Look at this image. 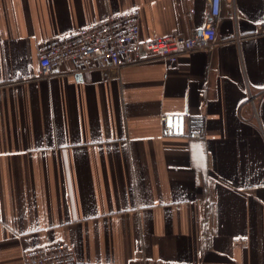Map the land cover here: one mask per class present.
Here are the masks:
<instances>
[{
    "label": "crops",
    "instance_id": "crops-1",
    "mask_svg": "<svg viewBox=\"0 0 264 264\" xmlns=\"http://www.w3.org/2000/svg\"><path fill=\"white\" fill-rule=\"evenodd\" d=\"M210 1L0 0V264L58 239L75 264H264L263 0H220L174 63L38 74L48 39L132 8L142 39L189 36Z\"/></svg>",
    "mask_w": 264,
    "mask_h": 264
},
{
    "label": "built area",
    "instance_id": "built-area-1",
    "mask_svg": "<svg viewBox=\"0 0 264 264\" xmlns=\"http://www.w3.org/2000/svg\"><path fill=\"white\" fill-rule=\"evenodd\" d=\"M219 5L220 0L210 1L207 22L197 26L189 36L172 33L142 39L137 8L110 14L40 44L38 74L49 76L62 65H68L72 72L92 69L108 71L152 57L160 58L167 65L176 62L182 54L194 50H209L217 42L215 18ZM159 123L162 137L192 138L199 135L197 130H187L184 113L162 112ZM233 241L245 245L247 238L237 237ZM76 261L73 246L58 239L45 246L27 250L23 264H75ZM144 264L165 263L154 260Z\"/></svg>",
    "mask_w": 264,
    "mask_h": 264
},
{
    "label": "water",
    "instance_id": "water-1",
    "mask_svg": "<svg viewBox=\"0 0 264 264\" xmlns=\"http://www.w3.org/2000/svg\"><path fill=\"white\" fill-rule=\"evenodd\" d=\"M197 119H198V118H197ZM197 119H196V120H197ZM197 121H199V120H197Z\"/></svg>",
    "mask_w": 264,
    "mask_h": 264
}]
</instances>
